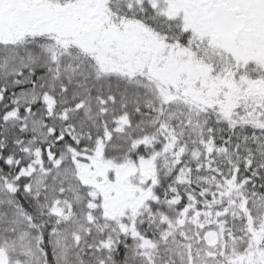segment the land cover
<instances>
[{"label":"snow or ice","instance_id":"1","mask_svg":"<svg viewBox=\"0 0 264 264\" xmlns=\"http://www.w3.org/2000/svg\"><path fill=\"white\" fill-rule=\"evenodd\" d=\"M0 264H264V0H0Z\"/></svg>","mask_w":264,"mask_h":264}]
</instances>
